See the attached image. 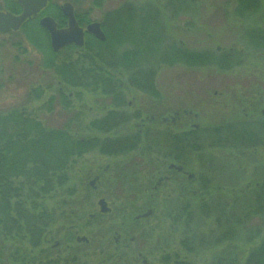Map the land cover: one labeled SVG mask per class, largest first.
<instances>
[{"label": "rangeland", "instance_id": "rangeland-1", "mask_svg": "<svg viewBox=\"0 0 264 264\" xmlns=\"http://www.w3.org/2000/svg\"><path fill=\"white\" fill-rule=\"evenodd\" d=\"M4 1L0 0V10L10 2ZM64 2H70L87 22H100L105 36L102 22L110 24L112 38L101 48L102 57L136 55L134 70L115 71L122 72L116 79L124 81L121 85L127 89L122 88L124 100L131 103L125 110L137 116L119 126L118 132L104 133L92 128L91 121L112 106V94L105 93L104 86H95L93 81L74 84L73 72L68 77L47 66L49 55H57L53 60L60 64L65 55L74 62L88 52L73 47L54 53L49 41L47 47L36 48L26 39L25 28L0 34V114L21 108L33 110L44 127L64 130L81 139L135 134L138 129L142 130V137L131 151L107 155L92 148L74 156L64 188L44 199L52 217L45 218L46 221L39 217L40 222L41 219L45 222V238L56 237L33 247L25 238L19 242L8 239L0 225V263H38L42 247L53 244L59 239L58 233L70 227L77 226L81 231L91 229L96 234L98 231L107 234L105 230L110 228L109 236L112 231L109 220L113 217H89L97 213L99 196L116 202L114 214L129 201L134 202L129 212L144 211L152 203L149 192L154 184L151 176L155 174L151 163L153 151L157 150L164 163L170 160L167 130L172 126L160 118L173 107L192 111L185 127L200 125L196 132L198 154L190 151L189 165L201 178L199 183L207 182L200 183L199 189L198 181L190 187L191 192L198 191L190 200L192 203L196 199L194 205H177L174 199L178 196L173 194L171 186L163 185L159 189V193L164 192L161 196L157 194L158 202L153 204L155 211L149 218L146 233L149 243L147 247L143 241L142 255L146 256L147 264H213L215 259L226 264H244L264 233L263 213L242 216L241 211L243 204H264L263 190L256 200L251 193L254 187L264 183V143L249 150H228L215 144L212 131L221 125L257 129L264 123V0H49V10L46 8L41 15L54 17L56 6L59 8ZM116 10L122 11L123 17L117 23ZM33 21L38 24L37 19ZM94 39L87 36L86 40L98 51ZM180 55H205L206 59L192 64ZM225 60L226 66L218 64ZM108 70L114 69L105 68L96 74L107 76ZM139 73L144 76V84L152 83L157 96L146 93L145 85L137 88L141 81ZM36 88L41 92L38 98L31 94ZM154 112L157 113L154 122L137 125L139 116ZM105 167L108 168L103 171ZM96 173L100 177L94 190L89 181ZM168 192L173 195L167 197ZM199 200L205 202L202 207ZM188 209L190 216L185 213ZM184 219L189 225L184 224ZM192 224L197 226L193 231L204 232L205 238L194 248L184 247L181 240ZM90 238L92 242L95 239L92 235ZM92 242L79 245L86 247L78 254L75 264H115L105 254L95 252ZM24 248L29 250L32 260L20 259ZM138 261L140 264L141 259Z\"/></svg>", "mask_w": 264, "mask_h": 264}, {"label": "trees", "instance_id": "trees-1", "mask_svg": "<svg viewBox=\"0 0 264 264\" xmlns=\"http://www.w3.org/2000/svg\"><path fill=\"white\" fill-rule=\"evenodd\" d=\"M4 2H6V0ZM4 7L13 12H18L20 10L15 0H10L8 3L6 2ZM55 11L54 18L58 26H64L66 22L65 16L62 15L57 6ZM121 12L122 11L116 10L115 23L123 19ZM75 15L80 24H85L87 22L83 14L75 11ZM33 22L32 20L23 25V28L26 30V39L36 48H41L42 46L47 47V32ZM31 23L32 26L30 25ZM102 25L107 32V36L103 42L94 39L95 43L93 42V44L96 45L97 43V46H99L98 51L91 47V42L89 40H86L85 46L83 48H78L88 52V55H85L84 58L82 57V59L73 62L72 57L65 55L66 57L64 56L61 63L57 64L53 60V57L57 55H49V57H47V66L52 67L55 72L60 71V73L66 76L68 75V77L69 75L72 76L73 72L75 80L77 79L78 81L76 82L73 80L72 82H74V84H84L93 81L92 84L95 86H104V92L113 91L111 85H114L108 80L109 77L96 74V72L103 71L105 68L114 70H134L132 67L137 65L136 55L135 57L133 55H111L108 59L102 57V55H100L101 48H104L112 38L110 31L111 27L108 26L110 24L103 21ZM73 47L74 46H68L57 53L70 50V48ZM180 56L185 62L192 64L203 63L206 59L205 55ZM218 64L224 67L228 62L225 60ZM135 77H133L134 80ZM138 77L141 78V81H139V83L136 81L137 86L143 87L144 85H152V83L149 84L145 82L144 84V82H142L144 81L142 80L144 76L141 73L138 74ZM116 84L121 85L122 83ZM37 90L39 89L36 88L31 91V94L35 93V98H38L41 93ZM113 121V119L109 121L105 117L94 119L91 121L90 126L98 131L107 133L118 127ZM196 132L197 130L191 131L190 135L192 136V134ZM212 132L215 134V144L221 145L228 150H249L251 146L264 143V123L257 129L234 128L233 126L221 125V127L216 128ZM106 143L107 141L104 139L95 137L81 139L70 135L64 130L46 128L37 119L33 110L26 111L21 108L0 114V225L3 227V231H5L4 235H7L9 237L8 239L18 242L25 238V240L29 241L31 246H39L43 237L41 227L39 226V217H52L50 211H47L44 199L50 196L51 192H56L59 188H64L63 184L68 179L67 167L71 159L92 148H97L101 153H109L111 149H130L136 144L135 139L134 141L130 140V146L123 149L122 143H120L118 139L108 142L110 143L109 146H107ZM196 144V138L192 137L190 145L191 150L196 149V147H194ZM261 190H263L261 194L263 197L264 183L254 187L253 192H251L253 194V199H258L257 194H259ZM202 206L203 205H201V207ZM242 206V216L258 213L264 214V204L254 203L253 205L243 204ZM190 211L191 209L185 210L186 215L190 216ZM201 211L204 212L205 210L202 209ZM186 220L187 219H184V224L188 223L189 225V221ZM239 221L243 222V218H240ZM196 228L197 226L192 224L190 230L189 228L186 229L187 233L183 235L184 239L182 238L184 247L194 248L200 245L203 238H205L204 232L197 233V231H193ZM22 253V260H24L25 257H30L32 260L29 250H25L24 248ZM30 264H33V262L30 261ZM213 264H226V262L221 259L219 262L218 259H215ZM244 264H264V233L260 236L258 243L246 256Z\"/></svg>", "mask_w": 264, "mask_h": 264}, {"label": "flooded vegetation", "instance_id": "flooded-vegetation-1", "mask_svg": "<svg viewBox=\"0 0 264 264\" xmlns=\"http://www.w3.org/2000/svg\"><path fill=\"white\" fill-rule=\"evenodd\" d=\"M102 72V71H100ZM122 72H118L115 70H108L107 76L109 77L108 80L110 83L114 86L113 91L105 92L112 94V106L108 108L105 114L102 116L96 118H106L107 120L111 121L113 119L114 123L118 125L117 128H114L113 131H120L118 128L119 126H122L126 123L127 120H130L132 117H136L137 113H128L126 112L125 108L129 107L131 103L128 104L125 103L124 97V91L121 85L124 84L123 80L116 79V77L120 76ZM145 74V72H143ZM151 73H147L149 75ZM129 76V75H128ZM112 78V79H111ZM114 78V79H113ZM116 83H122L121 85H117ZM143 88L142 86H138L137 88L140 89ZM149 87L150 90H147L146 88ZM145 92L150 94L152 97L158 95V91L153 88V85L151 86H144ZM124 90H127L124 88ZM157 94V95H156ZM134 98V96H131ZM156 111H159L156 110ZM192 113L191 110L182 109L181 111L178 109H174L173 107L170 108V112L167 113V115L162 116L160 120L163 123H171V129L167 130V149L169 152H167V157L170 158V160L167 163H164L163 160L158 154L157 150L155 152L153 151V157L151 163L155 167V174L151 177L154 179V184L152 186L151 191L149 192V199L152 200V203L148 204V206L145 207V210L132 214L131 209H133L132 206H130L134 202H127V206L124 205L123 209L118 210V212L122 211L120 214L116 212L115 214L112 213V210L116 208V202L108 201L105 197L99 196L97 199V205L98 210L97 213L90 214L89 217H113L109 220L110 226L112 228V231L109 233V236H107L109 229L105 230L107 231V234H104V231H99L96 233H93L94 230L87 229L84 231H81L78 229V227H70L68 230L63 231V233L59 234V239H55L53 244L44 245L42 249L40 250L41 259L38 262V264H75L78 259V254L84 247H80L81 245H88L92 242V239L90 238V235L95 237L93 239L92 245L94 246V250L97 253L105 254L106 257L109 260H114L115 264H139L138 259H141L140 264H147V259L145 255H142V248L143 245H147L148 247V241L146 240V233H148V227L150 226L149 218L154 214L155 211V202H158V197L163 195L164 191H161L159 193V189L163 185H167L168 187L173 190V194H176L178 197L175 198L177 205H194L196 204V199H192V203L190 202L191 197L193 198L195 195L198 194V191L192 190L191 186H196L198 181V189L202 188L201 184H206V180H203L199 183L201 178L196 175L195 171H192L190 168V161L192 160V157L190 156V151L197 153L198 150H191V138H196L197 134L194 133L191 134V131L200 129V125L197 123L192 124L190 127H185L186 124H189V121L187 119V116H189ZM264 113V112H263ZM157 113H151L149 116L146 117H140L139 116V122H137L138 126H144L146 123L154 122L156 119ZM132 118V119H133ZM216 129V128H215ZM142 130L138 129V131L130 134H123L118 136L109 137L106 136L103 139L107 141V146L110 145V143L114 139H118L120 143H122V147L128 148L130 146L129 142L130 140L135 139V146L137 147L139 145L138 138L142 137L141 133ZM93 138V137H87ZM96 138V137H95ZM84 139V138H83ZM133 146L130 149H124L119 150L118 148H115L114 150L111 149V152L109 153H103L107 155H113L121 152H127L131 151ZM196 147V145H194ZM109 149V148H108ZM100 152V151H99ZM198 154V153H197ZM200 156V155H199ZM198 156V157H199ZM201 157V156H200ZM108 167H105L103 171L107 170ZM69 169V166L67 167ZM194 170V169H193ZM100 175L96 173L93 178L89 181V185L95 190L97 188L96 182L99 180ZM151 178V179H152ZM205 182V183H204ZM257 184V183H256ZM212 185V184H209ZM217 189H221V186L217 185ZM146 192L147 190L144 189ZM159 196H158V195ZM170 194L167 193V197ZM165 197H161L160 199H164ZM100 201L104 202L106 205L105 207L108 209L106 211H101V205L103 203H99ZM187 202V203H186ZM200 205L205 204L203 200L198 201ZM101 204V205H100ZM116 210V209H115ZM149 211V212H148ZM148 212L147 215H144V213ZM184 218L187 216H183ZM43 219H47L48 217H40ZM43 219H41L40 227H41V233L43 235L45 222H43ZM45 219V221H46ZM52 219V218H51ZM49 222V221H48ZM46 222V224L48 223ZM152 224V223H151ZM153 227V225H152ZM143 228L145 229L143 231ZM150 232V231H149ZM44 236V235H43ZM56 237V236H55ZM54 235L52 237H42L41 242H44L46 244V240H51L55 238ZM145 240V244L142 245L143 241ZM157 238L152 241L156 242ZM183 242V240H181ZM183 244V243H182ZM80 245V246H79ZM154 245V244H152ZM151 245V246H152ZM92 246V247H93ZM184 246V245H183ZM148 251V250H147ZM146 251V252H147ZM22 259V256L20 257ZM27 263V262H25ZM24 263V264H25ZM1 264V263H0ZM23 264V262H21ZM28 264V263H27Z\"/></svg>", "mask_w": 264, "mask_h": 264}, {"label": "water", "instance_id": "water-1", "mask_svg": "<svg viewBox=\"0 0 264 264\" xmlns=\"http://www.w3.org/2000/svg\"><path fill=\"white\" fill-rule=\"evenodd\" d=\"M16 2L22 7L20 13L0 11V32L2 33L8 30H18L27 19L35 17L47 5L48 0H16ZM61 11L67 17V25L65 27H57L54 18L50 15H44L39 19V24L48 32L52 50L57 51L68 44L83 46L85 32L94 35L99 40H105L106 36L100 22H89L85 30L79 26L70 2H64L61 5ZM99 203H103L102 205L100 204L101 211L108 209V207H105L106 204L104 202L100 201ZM148 212L144 213V215H147Z\"/></svg>", "mask_w": 264, "mask_h": 264}]
</instances>
